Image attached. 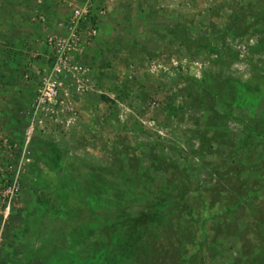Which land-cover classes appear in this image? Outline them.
I'll return each instance as SVG.
<instances>
[{
	"label": "rangeland",
	"instance_id": "obj_1",
	"mask_svg": "<svg viewBox=\"0 0 264 264\" xmlns=\"http://www.w3.org/2000/svg\"><path fill=\"white\" fill-rule=\"evenodd\" d=\"M30 2L33 43L0 45V154L27 159L0 264H264V0H97L36 114L67 11Z\"/></svg>",
	"mask_w": 264,
	"mask_h": 264
},
{
	"label": "built area",
	"instance_id": "obj_2",
	"mask_svg": "<svg viewBox=\"0 0 264 264\" xmlns=\"http://www.w3.org/2000/svg\"><path fill=\"white\" fill-rule=\"evenodd\" d=\"M97 0H60L67 15L59 22L63 33L50 35L47 38L52 50L53 62L49 71L44 74L35 96L34 114L45 108L50 101L57 99L60 92L59 76L71 77L82 74L85 69L72 59V54L79 51L83 43L93 41L98 33V25L94 19V7ZM6 142L0 139V149ZM24 152L16 165L7 161L0 154V245L3 238L4 225L11 208L19 196L20 174L24 160Z\"/></svg>",
	"mask_w": 264,
	"mask_h": 264
},
{
	"label": "crops",
	"instance_id": "obj_3",
	"mask_svg": "<svg viewBox=\"0 0 264 264\" xmlns=\"http://www.w3.org/2000/svg\"><path fill=\"white\" fill-rule=\"evenodd\" d=\"M30 1L0 0V45L15 43L20 37H24V34L26 36L22 43L24 44L26 41L28 43L32 42L34 39L32 33H36L34 31L36 29L33 28L35 26L32 23L36 19L35 14L33 16L28 8Z\"/></svg>",
	"mask_w": 264,
	"mask_h": 264
}]
</instances>
